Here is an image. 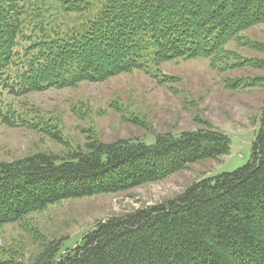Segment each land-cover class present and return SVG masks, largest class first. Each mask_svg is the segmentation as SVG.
<instances>
[{
    "label": "trees",
    "instance_id": "16d2710c",
    "mask_svg": "<svg viewBox=\"0 0 264 264\" xmlns=\"http://www.w3.org/2000/svg\"><path fill=\"white\" fill-rule=\"evenodd\" d=\"M262 22L264 0H0V124L47 132L46 121L32 122L14 102L32 92L135 70L165 83L158 68L172 60L201 57L218 66L226 44ZM229 150L227 135L204 126L157 134L152 143L93 138L63 155L1 161L0 228ZM60 245L0 264H264V109L244 165L203 177L173 200L98 221L64 252Z\"/></svg>",
    "mask_w": 264,
    "mask_h": 264
},
{
    "label": "rangeland",
    "instance_id": "374dc122",
    "mask_svg": "<svg viewBox=\"0 0 264 264\" xmlns=\"http://www.w3.org/2000/svg\"><path fill=\"white\" fill-rule=\"evenodd\" d=\"M226 48L227 59L218 66L201 57L162 63L158 73L165 83L135 70L16 98L27 118L46 121L48 131L0 124V162L39 151L63 155L84 149L93 138L152 143L157 134L204 126L227 135L230 150L216 159L188 163L157 181L62 200L5 224L0 228V257L27 262L51 241L60 242L64 252L98 221L173 200L203 177L244 165L264 109V22L240 31ZM229 61L238 64L230 66Z\"/></svg>",
    "mask_w": 264,
    "mask_h": 264
}]
</instances>
